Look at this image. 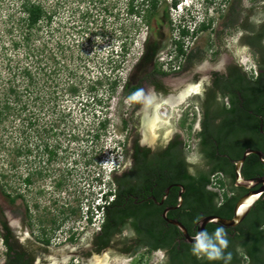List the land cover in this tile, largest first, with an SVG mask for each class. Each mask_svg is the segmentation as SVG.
Instances as JSON below:
<instances>
[{"label":"rangeland","instance_id":"1","mask_svg":"<svg viewBox=\"0 0 264 264\" xmlns=\"http://www.w3.org/2000/svg\"><path fill=\"white\" fill-rule=\"evenodd\" d=\"M129 1L101 0L100 4L92 7L88 23L81 17L87 0H50L51 4L59 3L57 17L62 22L59 33L71 46L65 54L73 53L83 59L82 63L78 60L71 65L76 72L73 78L78 82L79 95L66 93L61 97L59 106L63 111L58 114L62 117L55 114L41 120L46 125L49 122L58 124L53 129L56 135H51V132L43 137L45 142L56 139L60 143L58 156L53 161H48L42 144L37 145L39 140L36 137L28 155L18 156L12 166L8 160L0 161L1 171L15 175L11 180L7 176L2 179L0 185L4 187L3 190L21 194L10 203L0 188V264H4L5 260V246L1 237L3 219L10 226L18 247H29L31 241L49 240L50 251L40 250L36 254V264H48V256H61L67 251V244L77 245L87 241V234L101 224V212L90 214L87 208L91 210L95 200L112 187V171L124 156L126 140L128 137L133 140L136 135L142 99L154 96L151 84L142 80L140 90L131 92L127 91L129 82L134 84L140 75L143 74L144 78L146 73L147 76L150 74L149 79H157L159 70L177 68L185 55L171 64L168 62L174 58L179 40L184 53L196 47L214 49L223 48L225 44L234 45L229 37L216 38L213 29L221 20L217 18L218 12L213 10V5L210 6V0H192L196 7L192 12V21L189 18L181 20L185 13L181 0H155L156 6L152 9L148 1H143L140 16L128 13ZM13 2L0 0V14L13 8ZM174 2H177L175 6ZM140 3L141 0L134 1L136 5ZM154 14L156 23L151 28L149 22ZM209 18L214 20L212 30H198L192 35L180 36L183 25L186 24L188 31L192 32L200 22H207ZM85 23L90 31H81ZM123 43L125 51L122 49ZM140 57H143L142 61ZM64 62L69 63V60L65 59ZM177 75L170 73L166 78L181 77ZM63 78H66L65 75ZM97 80L96 95L90 94L88 86ZM166 107L164 105L159 110L166 111ZM164 120L169 121L167 118ZM189 122L193 120L175 117L171 123L164 121L162 126L159 123L156 132L152 133L155 137L158 135L157 143L163 144L165 134L177 128L191 150L195 136L194 126L189 127ZM1 154L3 157L6 155L4 151ZM41 169L44 175L37 177L35 173ZM65 171L69 173L66 177ZM28 173H32V182L25 186L23 178ZM58 182L61 186L56 185ZM72 208L75 211H71ZM159 256V253L151 255L143 251V262L135 258L124 259L128 264H159ZM118 259L116 256L109 262L113 264ZM69 264H80L76 254H72Z\"/></svg>","mask_w":264,"mask_h":264},{"label":"flooded vegetation","instance_id":"2","mask_svg":"<svg viewBox=\"0 0 264 264\" xmlns=\"http://www.w3.org/2000/svg\"><path fill=\"white\" fill-rule=\"evenodd\" d=\"M210 3V6L213 5V10L218 12L217 18L221 20L219 25L213 29L214 20L209 18L207 22L199 24L196 30L188 32V34L198 33V30L210 31L213 29L216 38H232L238 33H242L239 40L232 46L225 44L222 51V47L214 49L196 47L184 53L183 48L181 47L179 50L177 45L174 58H170L168 62L171 64L185 55L183 62L178 64L177 68L173 67L170 70L166 69V71L159 70L156 74L157 79H149L150 74L147 76V73L144 75L143 83L151 84L153 90L157 91L156 93L151 89L153 95L163 99L162 108L164 105L167 107L166 111L159 110V113L157 112L158 119L151 116L150 120L149 117L145 116L147 111H145L144 106L148 96L144 100L142 99L138 110L139 120L135 131L136 135L133 140L128 137L124 145V156L112 171V187L109 188L107 194L124 195H120L118 198L115 196L114 199H117L118 202L117 204L114 203L115 205H112L111 209L123 210V213H127V215L120 224L112 223V232L108 235L106 244L102 243L107 236L103 235L100 224L87 234V241L77 245H65L67 251L63 252L61 256L58 254L48 256V264H69L72 254H76V257L80 259V264H88L95 256L106 257L105 264H112L109 261L116 256L120 260L118 259L113 264H128L124 259L125 257L135 258L136 261L143 262V251L151 255L163 252L165 258L162 260L159 256L157 261L159 264H166L168 250L161 242L162 236L159 237L158 241H155L154 236H145L143 231L135 228V223H138L140 215L151 210L156 212L157 221L159 220L162 224V232L176 231L174 242L178 244L176 247L179 248V244L182 242L192 243L185 240L183 233L177 226L164 219L162 214L165 209L168 219H175L182 223L188 234L194 237L203 217L209 215L224 218L232 217L237 200L250 190L259 187L256 185L252 189H246L237 184L235 163L241 156L234 157L233 152L223 151L222 143L213 134L216 133L218 125L230 116L232 118H244L249 123H254L257 126V134L264 137V0H210ZM183 35L185 34H180L182 37ZM177 43H181V41L179 40ZM240 48H246L247 51L237 56V49ZM168 63L166 64L169 65ZM170 73L180 74L181 77L168 80L166 75ZM192 84L198 85L196 91L190 90L189 94L177 105L170 106L165 102L164 98L175 95L185 87H191L189 85ZM256 86L260 88L253 89ZM152 103L151 101L149 114L152 113L151 107L154 104ZM175 117L193 120V122H189V127L194 126L195 136V144L191 150L188 149L189 145L186 144L182 132L177 128L165 134L163 144H158V135L156 134L155 137L152 133L153 131L156 132L155 128L159 123L161 126L164 121L171 123L172 118ZM164 118L169 119V121L164 120ZM152 122L151 128L149 124ZM246 130L252 132L250 128ZM204 136L208 142L206 145L202 139ZM246 149L259 150L264 157V149L250 146H246L244 151ZM194 150L198 151L204 160V166L197 169L196 176L189 174V165L185 162L186 155ZM174 158H176V162L178 159L182 160L185 174L188 179L196 184L201 176L208 178L209 183L206 185V189L212 192L214 191L209 188L212 180L222 184V200L209 199L204 202V199H198L200 203H191L193 199H196L192 195L195 193L189 191L187 181L175 174V168L172 165ZM258 160L262 163L259 157ZM212 164H219L221 168L212 170ZM262 164L264 165V163ZM250 169L251 166L244 160L240 167L241 177L251 179L264 176V174L255 172L249 174ZM68 175L69 173L65 171L64 176ZM116 179L118 180L116 181ZM259 198L264 199V193ZM258 199L250 210L255 209ZM210 206L223 207L227 214L207 212V208ZM195 209L199 211L192 214L191 211ZM246 217L234 227L208 222L203 231L207 230L212 233L217 227L223 226L227 233V240L234 241ZM3 233H5L4 230ZM11 233L13 235L12 230ZM30 244L31 246L25 248H29L33 253L32 264H36V254L40 250L50 251L48 243L43 241H31ZM242 259L243 264H248L246 258Z\"/></svg>","mask_w":264,"mask_h":264},{"label":"trees","instance_id":"3","mask_svg":"<svg viewBox=\"0 0 264 264\" xmlns=\"http://www.w3.org/2000/svg\"><path fill=\"white\" fill-rule=\"evenodd\" d=\"M136 0H130L128 4V13L140 16L143 12V1L150 3V9L156 6L155 0H141L140 5L134 4ZM101 0H87V7L83 10L81 17L90 21L92 7L100 4ZM177 2L173 3L175 6ZM13 8H9L5 13L0 14V161L8 160L11 166L18 156L28 155L31 151L33 138L39 140L42 144V150L48 156V161H53L57 155L58 145L56 139L53 142H45L43 137L46 134L56 135L55 128L58 124L55 122L42 123L46 116L55 115L62 117L60 113L63 109L59 106L62 96L69 93L72 96L79 95L78 82L75 78V71L71 67L78 60L82 63L83 59L73 53L65 54L71 46L65 43L64 35L60 34L62 22L58 20L59 3H50V0H14ZM89 19V20H88ZM56 23V26L54 25ZM155 14L149 22V27H153ZM54 25V26H53ZM124 26L122 27V30ZM81 31H90L86 23L82 26ZM182 34H188L186 25L181 29ZM59 33V35H56ZM179 50L182 47L177 43ZM125 51V43L122 44ZM69 60V63L64 60ZM141 61L143 57H140ZM75 60V61H74ZM65 75L66 78H63ZM73 78V79H72ZM143 80V74L130 84L127 91L138 92ZM130 81V80H129ZM70 82V83H69ZM91 83L88 86V92L96 95L95 85ZM115 83V82H114ZM259 86L253 89H259ZM94 92V93H93ZM250 128L252 132L246 129ZM257 126L244 118H232L228 116L221 124L218 125L214 136L222 143L223 151L233 152L234 157L242 156L244 148L250 146L253 148L264 149V137L257 134ZM53 130V131H52ZM203 143L208 144L206 137H202ZM4 151L5 157L1 154ZM246 163L251 166L249 174L253 172L264 174V165L259 162L257 155L250 154L245 159ZM175 168V174L187 181V188L196 197L191 203L198 204L201 199L207 200L218 199V195L206 189L209 183L207 177H200L196 184L188 179L184 172L182 160L176 158L172 160ZM219 164H212V170L220 169ZM37 177L44 175L43 169L36 171ZM14 178V174H5L0 170V183L3 178ZM118 179H116L117 181ZM143 180V177H142ZM32 182V173H28L23 178L25 186ZM120 183V182H119ZM57 186H61L58 182ZM1 191L10 203L14 202L16 197L21 194L15 192H6L0 185ZM113 195L112 200L105 201L100 207L102 212V232L105 238L102 243L108 242V235L111 234L112 223L120 224L127 213L115 208L118 200L115 196L120 197L124 194H102L101 197L108 199ZM200 199V200H198ZM114 200V201H113ZM115 203V204H114ZM111 206V207H110ZM201 208H203L201 206ZM264 199L259 198L255 209L250 210L246 219L242 223L239 233L234 241H228V247L225 253H231L230 264H243L246 258L248 264H264ZM207 212L217 214H227L223 207L207 208ZM75 211V209H71ZM198 209L192 210L198 212ZM195 214V213H194ZM196 215V214H195ZM156 212L149 211L138 217V223H135L137 230L143 231L145 236H154L158 241L162 236L161 242L167 247L168 261L166 264H224L223 260L209 261L207 258H200L191 254L192 244L180 243L179 248L174 242L175 232H162V224L157 221ZM5 233L1 234L2 242L5 246L4 264H32L33 253L29 248L18 247L15 245L14 236L6 222L1 221ZM161 228V229H160ZM48 243V239H42ZM241 252V253H240Z\"/></svg>","mask_w":264,"mask_h":264},{"label":"clouds","instance_id":"4","mask_svg":"<svg viewBox=\"0 0 264 264\" xmlns=\"http://www.w3.org/2000/svg\"><path fill=\"white\" fill-rule=\"evenodd\" d=\"M201 2H205L206 0H200ZM181 3L184 5L185 13L183 15V19H188L189 21H192V12L195 10V5L192 0H181ZM191 17H189L190 15ZM185 22V21H183ZM186 23V22H185ZM203 22H200L201 24ZM190 24V23H189ZM186 25V24H185ZM184 27V25H183ZM193 31V30H192ZM242 35V33H238L237 35L233 36L231 38V42L235 44L239 37ZM246 48H240L237 49V56H240L241 53L246 52ZM185 162L189 165L188 172L190 175L196 176L197 169L202 168L204 166V160L203 156L198 151H192L185 157ZM130 167V165H129ZM107 191L104 192V194H107ZM111 196V195H110ZM105 199L103 197L97 198L95 200V204L92 206L91 210H88L87 213L92 214L93 212L97 215L102 212L101 208L99 209V206L101 207L105 201H109V198ZM227 233L225 231V228L223 226L217 227L214 232L209 233L207 230L197 232L192 241V247L190 249L191 254L198 259L200 258H207L209 261H218L223 260L224 264H230L231 261V253H225V249L228 247V240L226 238ZM161 259L163 260L165 258V254L163 252L160 253Z\"/></svg>","mask_w":264,"mask_h":264},{"label":"water","instance_id":"5","mask_svg":"<svg viewBox=\"0 0 264 264\" xmlns=\"http://www.w3.org/2000/svg\"><path fill=\"white\" fill-rule=\"evenodd\" d=\"M250 153L256 154L259 157L260 161L264 163V157L261 151L254 149H246L243 152L242 156L235 163V179L238 185L243 186L246 189H252L256 185H259V187L255 190H250L247 194L243 195L237 200L233 208L232 217L224 218L217 215H209L203 217L200 221L198 232L203 231L204 226L208 222L218 223L219 225H223L226 227H234L238 225L249 213L255 201L264 193V176H257L251 179H244L240 175V167L243 164L245 158ZM166 212L167 210L165 209L162 214L164 219L177 226L183 233L185 240L189 243H192L193 237L188 234L185 226L175 219H168L166 217Z\"/></svg>","mask_w":264,"mask_h":264},{"label":"bare ground","instance_id":"6","mask_svg":"<svg viewBox=\"0 0 264 264\" xmlns=\"http://www.w3.org/2000/svg\"><path fill=\"white\" fill-rule=\"evenodd\" d=\"M191 87H185L183 90L179 91L177 94L175 95H170L169 97H167L166 99L164 98L165 102L168 103L170 106H175L177 105L180 101H182L184 99V97L189 94V91L191 90H195L198 88V85L197 84H192V85H189ZM147 100V99H146ZM151 101L154 103L153 106L151 107L152 109V113L149 114L150 112V103ZM163 99L160 97V98H157L155 96H151L150 98H148L147 102L144 103L145 105V111H147L145 113V116L147 117H151V116H154L155 119H158V114L157 112L159 111L161 107V103H162ZM150 102V103H149ZM165 104V103H164ZM167 104V105H168ZM157 114V115H156ZM151 120V118H150ZM151 122V121H150ZM154 122V121H153ZM153 122L150 125V127L152 128V124ZM105 261H106V257H100V256H95L94 259L90 260V262L88 264H105ZM53 263V262H52Z\"/></svg>","mask_w":264,"mask_h":264},{"label":"built area","instance_id":"7","mask_svg":"<svg viewBox=\"0 0 264 264\" xmlns=\"http://www.w3.org/2000/svg\"><path fill=\"white\" fill-rule=\"evenodd\" d=\"M209 188L218 195V199L222 200L223 190L221 184L218 181L212 180L209 184ZM112 197L113 195L110 196L109 201L112 200Z\"/></svg>","mask_w":264,"mask_h":264}]
</instances>
